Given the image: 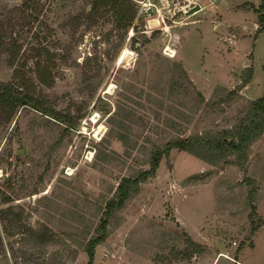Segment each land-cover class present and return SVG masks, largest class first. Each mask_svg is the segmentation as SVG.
Here are the masks:
<instances>
[{
    "label": "rangeland",
    "instance_id": "rangeland-1",
    "mask_svg": "<svg viewBox=\"0 0 264 264\" xmlns=\"http://www.w3.org/2000/svg\"><path fill=\"white\" fill-rule=\"evenodd\" d=\"M261 3L0 0V89L17 100H0V264H86L105 201L154 148L236 140L264 89ZM260 122L241 165L162 155L92 264H264Z\"/></svg>",
    "mask_w": 264,
    "mask_h": 264
},
{
    "label": "trees",
    "instance_id": "trees-1",
    "mask_svg": "<svg viewBox=\"0 0 264 264\" xmlns=\"http://www.w3.org/2000/svg\"><path fill=\"white\" fill-rule=\"evenodd\" d=\"M112 2L113 4H116L117 0H112ZM258 9L260 12L264 11V0H262ZM258 23H264V14L259 16ZM262 71L264 73V64L262 65ZM4 98L10 102L17 101L5 86L0 89V100ZM22 104H25V102ZM250 114L249 124L236 134V140L222 137L211 138L209 136L204 137L199 135L172 139L167 141L162 148L156 147L151 151L149 166L147 169L140 170L132 177H122L115 188L114 196L107 199L104 203L101 218L97 226L94 228V236L89 238L84 245V252L87 257L86 264H92L94 247L106 237V225L111 214L114 211L121 209L124 203L132 195L137 193L140 183H143L146 179L154 175L160 157L162 155H167L171 148L185 150L196 155L194 151L195 147H201L211 152L214 160L229 153H235L236 158L241 165L248 142L257 137L262 129L260 120L261 118H264V89L262 96L252 102ZM190 244H192L194 251H196L197 244L194 242H190Z\"/></svg>",
    "mask_w": 264,
    "mask_h": 264
},
{
    "label": "bare ground",
    "instance_id": "bare-ground-1",
    "mask_svg": "<svg viewBox=\"0 0 264 264\" xmlns=\"http://www.w3.org/2000/svg\"><path fill=\"white\" fill-rule=\"evenodd\" d=\"M166 51H168V53L170 54V56H173L174 50L172 48H170L169 46H167ZM101 128H102L101 125H99L98 128H97V130L100 131Z\"/></svg>",
    "mask_w": 264,
    "mask_h": 264
},
{
    "label": "water",
    "instance_id": "water-1",
    "mask_svg": "<svg viewBox=\"0 0 264 264\" xmlns=\"http://www.w3.org/2000/svg\"><path fill=\"white\" fill-rule=\"evenodd\" d=\"M199 8H200L199 5L196 4V5L193 6L192 8L188 9L185 13H186V14L192 13V12L198 10Z\"/></svg>",
    "mask_w": 264,
    "mask_h": 264
}]
</instances>
